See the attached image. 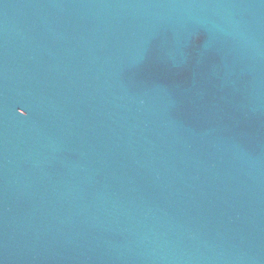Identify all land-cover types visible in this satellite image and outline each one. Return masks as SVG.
<instances>
[{"label": "water", "instance_id": "1", "mask_svg": "<svg viewBox=\"0 0 264 264\" xmlns=\"http://www.w3.org/2000/svg\"><path fill=\"white\" fill-rule=\"evenodd\" d=\"M0 264H264V0H0Z\"/></svg>", "mask_w": 264, "mask_h": 264}]
</instances>
